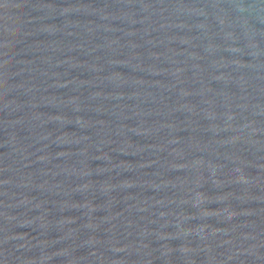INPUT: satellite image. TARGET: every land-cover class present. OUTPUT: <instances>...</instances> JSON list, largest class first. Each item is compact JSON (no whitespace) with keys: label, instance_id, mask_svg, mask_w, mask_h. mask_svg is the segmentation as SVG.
Here are the masks:
<instances>
[{"label":"water","instance_id":"water-1","mask_svg":"<svg viewBox=\"0 0 264 264\" xmlns=\"http://www.w3.org/2000/svg\"><path fill=\"white\" fill-rule=\"evenodd\" d=\"M0 264H264V0H0Z\"/></svg>","mask_w":264,"mask_h":264}]
</instances>
